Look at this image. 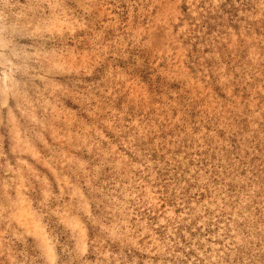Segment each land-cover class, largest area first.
<instances>
[{
    "label": "rangeland",
    "instance_id": "1",
    "mask_svg": "<svg viewBox=\"0 0 264 264\" xmlns=\"http://www.w3.org/2000/svg\"><path fill=\"white\" fill-rule=\"evenodd\" d=\"M0 264H264V0H0Z\"/></svg>",
    "mask_w": 264,
    "mask_h": 264
}]
</instances>
